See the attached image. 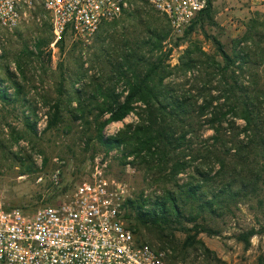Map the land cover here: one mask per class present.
<instances>
[{"label": "rangeland", "instance_id": "374dc122", "mask_svg": "<svg viewBox=\"0 0 264 264\" xmlns=\"http://www.w3.org/2000/svg\"><path fill=\"white\" fill-rule=\"evenodd\" d=\"M212 4V21L198 23L189 34L170 31L166 47L181 43L175 47L170 62L179 64L187 48L193 50L199 59L209 56L222 60L214 40L217 38L230 55L236 51L249 55V61L243 66L241 81L251 88L264 90V0H212ZM146 21H156L152 27L166 24L160 14L146 7L138 13L132 10L112 20L113 24H108V29L102 34V41L94 37V41L84 44L68 33L62 38L63 45H60V42L54 44L47 14L39 8L13 32L4 34L0 46V89H5L10 98L6 100L0 96V197L8 205L32 212L58 201L79 182L91 176L96 157L107 163V177L127 185L128 199H141L143 196L154 200L162 195L165 187H173L165 180L155 179V175L147 173L139 164L124 165L122 151H107L95 138L98 126L96 100L102 101L97 85L115 86L117 79L110 61H114L113 57L119 54L118 47L124 46L127 40L136 42L146 35ZM239 40L242 42L238 43ZM101 46L109 48L110 56L103 54ZM200 49L207 56H203ZM208 78L206 64L186 73L175 70L172 75V81L180 92L207 89ZM116 87L119 92L125 85L121 81ZM77 91L86 107V114L82 117L77 110ZM213 93L216 94L215 91ZM201 102L202 99L199 100ZM58 104L61 120L57 126L47 129V120L55 113ZM106 117L108 114L100 119ZM137 119L136 112H133L122 121L108 124L103 132L106 136L116 135L125 124ZM28 123H36L37 130H32ZM203 124V121L195 123L194 131L188 135L192 147L187 150L192 155L187 157L190 160L198 150L205 151L213 143L209 137L214 131ZM243 125L244 121L237 118L231 134H228L236 135ZM239 138H244V134ZM218 152L229 165L224 171H232L239 165L241 153L235 149L222 147ZM258 159L256 154H251L252 161ZM31 162L35 164V171L23 172ZM192 163L206 169L216 166L212 174L220 168L213 156L199 157ZM56 167L61 169L59 186H55L50 179ZM243 169L246 170V166L239 167L238 171L245 172ZM193 172L194 169L189 168L180 173L179 182H185ZM40 176L43 179L38 181ZM262 188L261 193L250 194L231 203L220 215L208 217L206 222L218 233L210 235L202 232L193 244L187 241L186 234L177 224L165 233L168 236L163 240L159 231L152 227H141L140 237L166 251L172 264L263 263L264 184ZM129 212L131 210L127 206L126 213ZM186 224L192 225L190 222ZM253 226L260 229V233L253 236L250 246L246 247L237 236Z\"/></svg>", "mask_w": 264, "mask_h": 264}, {"label": "trees", "instance_id": "16d2710c", "mask_svg": "<svg viewBox=\"0 0 264 264\" xmlns=\"http://www.w3.org/2000/svg\"><path fill=\"white\" fill-rule=\"evenodd\" d=\"M146 7L151 6L145 3L137 6L133 12L138 13ZM212 13L213 4L212 0H209L207 8L185 33H191L198 23L212 21ZM160 16L166 22L165 24L162 21L164 26L152 27L156 21H146V35L136 42L127 40L124 46L118 47L119 54L113 57L114 61L109 60L116 75V84L122 81L125 87L118 92L116 84L113 87L97 85L102 101L96 98L98 126L95 138L107 151H122L124 165L139 164L147 173L155 175V179L165 180L173 185L172 188L165 187L162 195H158L154 200L143 196L141 199L127 200L126 207L128 206L131 212L125 213V218L138 240L147 242L140 237L141 227L156 228L161 234L160 239L163 240L168 236L165 233L177 224L186 234L187 241L193 244L202 232L210 235L218 233L206 222L208 217L220 215L231 203L247 198L250 194H259L263 189L264 90L251 88L241 81L243 66L249 61V55L240 51L230 55L217 38L214 40L222 60L207 56L202 49L201 54L207 56V59H199L195 57L193 50L187 48L183 60L173 65L170 57L175 47L181 43L176 42L166 47L165 41L171 28L168 20L161 14ZM108 24L110 26L113 23H103L96 33L98 41L104 40L102 34L108 29ZM62 38L57 42H60V45L64 43ZM100 50L105 55L109 54V48L104 49L101 46ZM201 64L207 65L209 87L196 92L192 89L180 92L172 81L174 71L186 73ZM77 93V110L81 112L82 117L86 114V107L80 98V92ZM0 96L6 100L10 98L5 89H0ZM93 111L94 109L91 112ZM133 112H136L138 117L135 122L125 124L116 135H105L103 130L108 124L122 121ZM107 114L108 117L100 119ZM237 118L242 119L244 125L236 135L230 136ZM60 120L61 107L58 104L55 113L47 120V129L57 126ZM201 121L204 126L207 125L214 131L209 137L213 143L205 151L198 150L193 154V160H190L192 155L190 156L187 150L192 147L188 135L194 131V124ZM28 124L32 130H37L36 123ZM242 134L244 138H239ZM217 147L220 150L222 147L226 150L235 149L241 153L239 165L233 167L232 171H224L229 165L219 154ZM252 153L259 158L256 162L251 160ZM131 156L133 159L129 160ZM207 156L216 157L220 165L215 174L212 172L216 166L206 169L200 164L192 163L199 157ZM245 166V172L238 171L239 167ZM189 168H193L194 172L185 182L180 183L178 175ZM27 171H35L33 162L23 172ZM220 176L223 177L217 180ZM186 222L192 225L189 226ZM259 233L260 229L253 226L242 231L237 238L248 247L252 237Z\"/></svg>", "mask_w": 264, "mask_h": 264}, {"label": "built area", "instance_id": "2783aa9c", "mask_svg": "<svg viewBox=\"0 0 264 264\" xmlns=\"http://www.w3.org/2000/svg\"><path fill=\"white\" fill-rule=\"evenodd\" d=\"M145 3L168 20L173 33L183 34L209 0H0V46L5 33L39 8L54 44L68 33L87 44L103 23ZM106 167L96 157L90 177L32 212L0 197V264H172L166 251L138 240L125 218L128 187L107 177ZM50 179L60 185V167Z\"/></svg>", "mask_w": 264, "mask_h": 264}]
</instances>
